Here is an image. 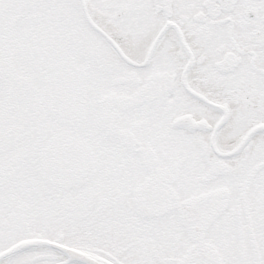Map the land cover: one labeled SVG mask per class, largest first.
<instances>
[{
    "label": "snow or ice",
    "instance_id": "obj_1",
    "mask_svg": "<svg viewBox=\"0 0 264 264\" xmlns=\"http://www.w3.org/2000/svg\"><path fill=\"white\" fill-rule=\"evenodd\" d=\"M0 264H264V0H0Z\"/></svg>",
    "mask_w": 264,
    "mask_h": 264
}]
</instances>
